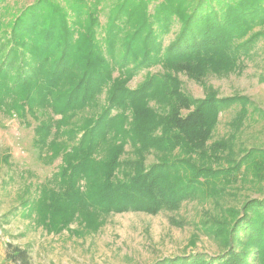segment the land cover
I'll use <instances>...</instances> for the list:
<instances>
[{"label":"trees","instance_id":"1","mask_svg":"<svg viewBox=\"0 0 264 264\" xmlns=\"http://www.w3.org/2000/svg\"><path fill=\"white\" fill-rule=\"evenodd\" d=\"M76 1L64 0L65 8L40 0L12 22L0 18V113L31 115L35 144L51 152L48 159L61 157L58 190L43 187L34 203L42 218L52 220L51 229L67 226L77 213L96 222L112 213L178 209L207 184L240 170L254 152H264L237 150L233 143L217 157L228 169L206 164L210 128L221 111L251 101L212 93L195 98L172 74L183 70L201 78L211 68L232 71L243 50L264 39V29L244 39L264 26V0H117L106 25L98 22V7L110 0ZM176 22L179 29L166 46ZM158 65L164 72H148L135 89L129 87L142 70ZM77 115L83 116L80 125ZM62 136L75 143L60 142ZM148 153L157 162L148 165ZM224 211L213 232L207 230L218 236L216 256L195 253L156 264H264V199ZM6 259L32 264L30 251L11 243Z\"/></svg>","mask_w":264,"mask_h":264},{"label":"rangeland","instance_id":"2","mask_svg":"<svg viewBox=\"0 0 264 264\" xmlns=\"http://www.w3.org/2000/svg\"><path fill=\"white\" fill-rule=\"evenodd\" d=\"M38 1L5 0L0 7V18L12 22L21 10ZM70 1L78 4L76 0ZM111 1L117 2L110 0L104 3V8L98 7L100 25H106L109 20L113 8ZM51 2L67 7L64 0ZM153 7L154 4L149 12L154 11ZM65 11L70 20L76 18L72 10ZM178 29L176 22L171 33L165 36L166 46L173 41ZM263 29L264 26L254 28L244 39ZM242 42L243 38L236 39L237 45ZM245 52L243 50L235 68L228 73L211 68L201 78H195L183 70L172 72L181 80L183 91L195 98L212 93L218 98L245 96L251 101L249 105L233 103L225 107L216 125L210 128L206 164H212L215 170L228 169V164L218 158L233 143L237 150H264V39L254 40ZM148 72L154 74L164 72V69L158 65L142 70L129 87L135 89L146 79ZM103 99L104 95L100 97ZM187 113L182 110V115ZM75 121L82 124L83 116L77 115ZM36 125L31 115L20 119L0 113V264H14L6 259L8 243L28 249L32 264H156L164 258L195 253L216 256L221 250L218 236L214 233L213 238L207 234L213 232L212 225L217 226L215 219H222L224 210L229 207L241 208L249 199H264V152L258 151L240 170L207 184L204 192L193 193L178 209L156 214L112 213L98 216L94 219L96 222L77 213L67 226L51 229L52 220L42 218L34 209V203L41 197L43 187L58 190L54 178L61 157L48 159L51 152H42L35 144ZM59 141L75 143L67 136H62ZM126 151V156H130V147ZM147 156L148 165L155 163L152 153ZM196 157L199 156L195 155L193 159ZM222 188H227L224 197L218 195ZM215 200L219 205L214 203ZM24 202L31 203L26 207ZM203 220L208 221V227L203 225Z\"/></svg>","mask_w":264,"mask_h":264}]
</instances>
